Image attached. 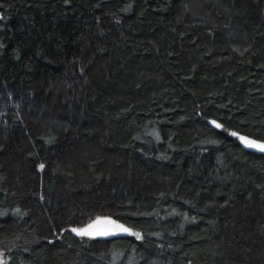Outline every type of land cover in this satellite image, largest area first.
<instances>
[{"label": "trees", "instance_id": "16d2710c", "mask_svg": "<svg viewBox=\"0 0 264 264\" xmlns=\"http://www.w3.org/2000/svg\"><path fill=\"white\" fill-rule=\"evenodd\" d=\"M0 17L5 264H264V153L231 135L264 141V0ZM104 216L142 239L71 231Z\"/></svg>", "mask_w": 264, "mask_h": 264}, {"label": "snow or ice", "instance_id": "6c2138e0", "mask_svg": "<svg viewBox=\"0 0 264 264\" xmlns=\"http://www.w3.org/2000/svg\"><path fill=\"white\" fill-rule=\"evenodd\" d=\"M2 18V17H0ZM217 128L222 127L220 124L216 123V121H212ZM232 136H238V133L232 132ZM239 140L247 147L253 148V149H258L260 151H264V142H259L254 139H250L245 136H238ZM41 168L44 167V165L40 166ZM100 221L97 220L96 222L92 224H88L85 227H73L71 229L72 232H74L76 235L81 236V237H89V238H94L97 236H110V235H116L118 233H124L128 235L135 236L137 239H142V234L140 232L134 231L130 227H126L123 224L117 223V221L112 220V219H105L104 223L109 225L110 227L103 229V230H97L95 227L96 223H99ZM0 264H5V262L0 259Z\"/></svg>", "mask_w": 264, "mask_h": 264}, {"label": "water", "instance_id": "95a60500", "mask_svg": "<svg viewBox=\"0 0 264 264\" xmlns=\"http://www.w3.org/2000/svg\"><path fill=\"white\" fill-rule=\"evenodd\" d=\"M213 120H210L209 121V124L210 125H212V126H215L213 123H211ZM216 127V126H215ZM238 136H245V135H240V134H238ZM237 136V137H238ZM235 137V136H234ZM245 137H247V136H245ZM248 138H250V137H248ZM239 139V138H238ZM250 139H254V138H250ZM254 140H257V139H254ZM240 141V140H239ZM257 141H259V142H264V141H260V140H257ZM240 143H241V145L245 148V149H247V150H251V151H255V152H260V153H264V151H260V150H258V149H253V148H249V147H247V146H245L241 141H240ZM105 219H112V220H115L114 218H112V217H106V216H104V217H98V218H96L95 220H93V221H91L89 224H92V223H94V222H96L97 220H99L100 222L99 223H96L95 224V227H96V229L97 230H103V229H106V228H108V227H110L109 225H107L106 223H104V221H105ZM115 221H117V220H115ZM117 223H120V224H123V223H121V222H119V221H117ZM88 225V224H87ZM86 225V226H87ZM124 225V224H123ZM126 226V225H125ZM85 227V226H84ZM127 227V226H126ZM75 234V233H74ZM128 234H124V233H118V234H116V235H110V236H97V237H94L93 239H98V240H108V239H112V238H117V237H124V236H127Z\"/></svg>", "mask_w": 264, "mask_h": 264}]
</instances>
